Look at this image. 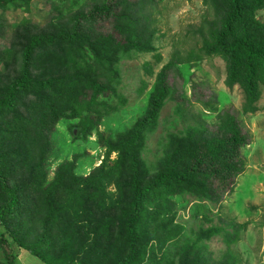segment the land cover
<instances>
[{"label": "trees", "instance_id": "16d2710c", "mask_svg": "<svg viewBox=\"0 0 264 264\" xmlns=\"http://www.w3.org/2000/svg\"><path fill=\"white\" fill-rule=\"evenodd\" d=\"M149 1L101 0L100 5L75 13L67 26L54 33L34 34L23 43L20 74L5 87L6 95L0 96V117L9 111L14 113V127L9 122L3 130L0 125V225L24 203L21 200L25 193H37L38 197L33 198L36 208L28 216L22 234H0L6 264L18 262L13 242L32 253L40 264H56L48 257V242L40 238V231L52 239L54 231L56 235H70L74 233L69 231L81 232L83 227L86 231L80 235L84 239L81 247L65 244L59 250L63 264H95L99 257L81 263L79 256L94 234L92 252L98 253L101 245L106 264H140L147 247L142 243V230L150 224L146 210L151 203L164 205L165 201L166 207L172 206L170 197L177 193L195 194L200 205L203 201H222L245 172L242 149L249 144L250 136L238 115L228 109L218 114L216 132L196 126L186 136L173 133L153 165L152 176L141 157L148 133L156 129L159 113L172 97L174 89L169 77L178 65L205 57L221 58L225 62L226 86H238L243 92L242 113L254 114L260 109L258 103L264 90V18L259 12L264 10V0H203L212 14L199 31L201 47L185 56L177 51L158 73L147 115L113 143L119 152L115 166L103 164L86 176L77 174L74 161H68L59 165L49 179L46 159L52 150L49 136L54 127L64 117H83L86 104L105 88L104 82L89 76V69L95 62L113 67L125 55L154 49L158 28L154 13L145 9ZM105 22L112 23L110 32L102 28ZM37 61L42 72L34 76ZM4 135L8 142L14 141L13 146L4 145ZM18 156L27 158L19 161ZM14 162L16 172L26 169L28 174L13 173ZM11 175L21 183L12 184ZM112 179L116 192H108ZM246 225L232 223L233 233L212 226L203 237L211 238L226 230L231 245L240 240V230ZM31 226L35 227L34 235L29 233ZM180 230L181 226L172 229L177 234ZM184 248L183 260L198 252L197 245ZM166 261L164 258L162 263Z\"/></svg>", "mask_w": 264, "mask_h": 264}, {"label": "rangeland", "instance_id": "374dc122", "mask_svg": "<svg viewBox=\"0 0 264 264\" xmlns=\"http://www.w3.org/2000/svg\"><path fill=\"white\" fill-rule=\"evenodd\" d=\"M149 2L145 4V9L154 13L158 28L154 49L125 55L115 61L113 67L105 62H95L96 65L89 69V76L95 77L97 82H104L105 88L86 104L83 117H64L54 127L49 136L52 150L46 159L49 179L59 165L68 161H74L77 174L86 176L103 164L115 166L119 152L118 145L113 143L147 115L158 73L177 51L185 56L190 50L201 47L199 31L207 16L212 14L203 0ZM100 3L101 0H0V96L6 95L5 87L20 74L23 43L34 34L56 32L60 27L67 26L75 13ZM259 16L264 18V10L259 12ZM102 28L110 32L112 23H102ZM38 62L32 70L34 76L42 72ZM149 66L152 68L150 71ZM173 69L169 77L174 89L172 97L160 111L156 129L148 133L142 148L141 157L151 170H148L149 175L152 176L153 165L161 157L173 133L186 136L190 128L196 126L216 132L218 114L226 109L238 115L244 131L250 136L249 144L242 149L246 169L237 178L233 191L226 193L222 201H203L200 205L195 194L177 193L170 197L172 206L166 207L164 200V205L157 201L151 203L146 210L150 224L142 230V243L147 247L140 264H165L162 263L164 258L168 260L166 264H264V90L258 103L259 111L243 114V92L238 86L234 89L226 86L225 62L221 58L205 57L202 61L181 64ZM151 72H154L153 75ZM87 93L86 98L90 99L92 91ZM13 117L12 111L0 117L3 130L9 122L14 127ZM82 119L84 123H81ZM1 141L4 145L14 144V141L8 142L5 135ZM112 144L114 147H111ZM17 158L21 161L25 157ZM15 164L12 163L13 173L28 174L26 169H19L17 173ZM11 182L15 185L21 183L20 180L15 181L13 175ZM114 183L115 179L109 181L108 192L117 191ZM34 196L38 197L37 193L23 195L21 202L24 203L0 225V234L10 236V231L22 234L26 230L28 216L37 204V201L34 204ZM159 198L164 199L162 196ZM169 209H172L171 213ZM232 223L247 225L240 230V240L231 245L228 244L226 230L211 238L203 237L212 226H220L233 233ZM175 226L182 227L179 234L172 231ZM32 228L35 229L31 226L29 233L34 235ZM85 231V227L81 232L69 231L74 233L70 235H56L58 233L54 231L52 239L40 231V238L48 242L46 252L49 259L63 264L60 260L63 253L59 250L65 244L75 249L81 247L84 239H80V235ZM94 236L96 234L90 236L86 247L82 248L80 262L88 259L90 263L94 257H99L94 260L97 261L95 264H106L101 245L97 248L98 253L92 252ZM12 245L17 264H40L28 250L19 247L16 242ZM194 245H197L198 252L183 260L184 247ZM5 262L0 249V264Z\"/></svg>", "mask_w": 264, "mask_h": 264}]
</instances>
